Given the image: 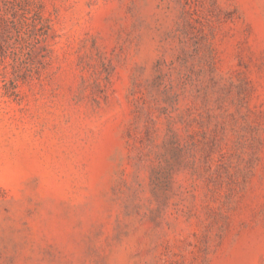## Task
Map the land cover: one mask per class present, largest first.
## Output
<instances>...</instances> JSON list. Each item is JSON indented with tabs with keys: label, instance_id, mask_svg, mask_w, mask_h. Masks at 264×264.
<instances>
[{
	"label": "rangeland",
	"instance_id": "374dc122",
	"mask_svg": "<svg viewBox=\"0 0 264 264\" xmlns=\"http://www.w3.org/2000/svg\"><path fill=\"white\" fill-rule=\"evenodd\" d=\"M0 264H264V0H0Z\"/></svg>",
	"mask_w": 264,
	"mask_h": 264
}]
</instances>
